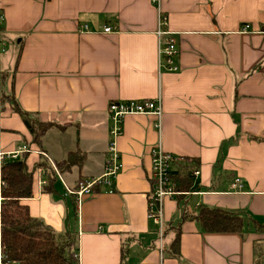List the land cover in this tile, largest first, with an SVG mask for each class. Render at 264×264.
<instances>
[{
    "label": "crops",
    "instance_id": "0c3cea01",
    "mask_svg": "<svg viewBox=\"0 0 264 264\" xmlns=\"http://www.w3.org/2000/svg\"><path fill=\"white\" fill-rule=\"evenodd\" d=\"M158 5L176 71L158 67L150 0H0V150H33L22 156L31 195L19 202L72 233L77 264H264V0ZM157 96L158 132L153 116H125L113 190L96 184L75 208L65 187L102 173L108 102ZM38 123L49 125L35 140ZM158 140L198 169L192 191L163 198L160 232L147 216ZM201 208L239 214L243 225L205 231Z\"/></svg>",
    "mask_w": 264,
    "mask_h": 264
},
{
    "label": "trees",
    "instance_id": "16d2710c",
    "mask_svg": "<svg viewBox=\"0 0 264 264\" xmlns=\"http://www.w3.org/2000/svg\"><path fill=\"white\" fill-rule=\"evenodd\" d=\"M24 122L31 128L25 116ZM48 125H36L35 140ZM24 155L16 160H4L0 165V264H77L72 233L55 232L40 219L31 217L27 207L19 202L20 198L31 195V171L25 165ZM71 157L58 165L69 168L74 163ZM172 176L179 189H194L188 175ZM194 218L205 231L238 232L243 225L239 214L219 209L201 208Z\"/></svg>",
    "mask_w": 264,
    "mask_h": 264
},
{
    "label": "built area",
    "instance_id": "2783aa9c",
    "mask_svg": "<svg viewBox=\"0 0 264 264\" xmlns=\"http://www.w3.org/2000/svg\"><path fill=\"white\" fill-rule=\"evenodd\" d=\"M156 8V27L154 34L157 40L158 67L166 71H176L175 57L177 48L174 35L167 29L166 15L160 11L158 0H150ZM247 28L246 25L243 26ZM85 30V29H83ZM103 32H110L111 29L103 27ZM107 113L109 119L108 140L105 147L102 173L90 180H80L76 188L69 189L65 187V194L71 195L74 199L75 208H78L84 195L92 191L96 184L103 185L106 191L113 190L112 184L116 174L121 169L120 155L116 148V140L122 133L123 118L127 115H149L155 118L154 128L159 130V119L161 116L160 98H139L131 100L110 101L107 104ZM33 151L27 145H20L12 151L0 150V165L4 160H16L22 154ZM42 154V153H41ZM179 164L187 170L186 174L192 178L198 174L197 167L181 157L164 151L161 148L159 140L149 149V177L151 188L147 197V216L157 226L159 232L162 230V200L165 197H175L187 194L189 191H183L178 188V182L172 176V166ZM52 170L57 175L55 166L50 162ZM184 176V175H182ZM43 183V182H41ZM2 181L0 179V185ZM238 185V179H235L232 186ZM1 201V197H0ZM0 254V260H1Z\"/></svg>",
    "mask_w": 264,
    "mask_h": 264
},
{
    "label": "rangeland",
    "instance_id": "374dc122",
    "mask_svg": "<svg viewBox=\"0 0 264 264\" xmlns=\"http://www.w3.org/2000/svg\"><path fill=\"white\" fill-rule=\"evenodd\" d=\"M72 158V157H71Z\"/></svg>",
    "mask_w": 264,
    "mask_h": 264
}]
</instances>
